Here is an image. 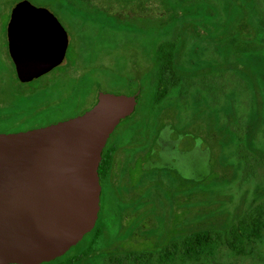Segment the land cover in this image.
Masks as SVG:
<instances>
[{
  "label": "rangeland",
  "instance_id": "374dc122",
  "mask_svg": "<svg viewBox=\"0 0 264 264\" xmlns=\"http://www.w3.org/2000/svg\"><path fill=\"white\" fill-rule=\"evenodd\" d=\"M19 1L0 0V22L7 20ZM27 1L49 9L62 22L97 24L106 48H110L112 28L116 29L117 58L102 52L101 66L95 71L99 92L137 97L134 112L108 138L107 146L117 150L112 160V177L116 178L104 185L111 193V203L102 205L103 229L89 264H264V235L239 255L220 246L212 256L189 261L177 252L188 233L226 228L254 205L264 206V53L240 52L229 42L244 39L238 25L246 23L256 33L250 40L264 43V0ZM144 25L150 59L155 58L161 42H175V68L191 80L180 93H169L158 104L153 102L152 73L147 82L141 65L131 68L126 62L132 55L126 51L125 40L134 36L133 58L141 64ZM4 71L0 100L9 103L21 87L13 82L8 69ZM63 83H67L64 78L56 81L54 94L38 96L39 122L59 116L48 111L54 102L63 100L51 101L50 97L61 93ZM91 94L85 93V107L94 103ZM69 97L63 106L66 111L77 103L75 97ZM2 113L0 109V117ZM158 124L176 130L178 139L189 135L190 150L205 152L206 159L182 163V171H177L193 183L181 181L179 176L176 181L166 171L142 170L140 162L136 163L133 155L146 151ZM238 139L240 154L236 152ZM122 159L116 169V162ZM123 181L137 193L130 202L119 195L118 185ZM125 208H138L140 215L125 214L120 219L115 214L111 219L114 210ZM86 240L80 241V247ZM75 252L68 250L66 257Z\"/></svg>",
  "mask_w": 264,
  "mask_h": 264
},
{
  "label": "water",
  "instance_id": "95a60500",
  "mask_svg": "<svg viewBox=\"0 0 264 264\" xmlns=\"http://www.w3.org/2000/svg\"><path fill=\"white\" fill-rule=\"evenodd\" d=\"M31 22L49 23L46 42L50 56L18 60L16 50L30 39L9 35L21 81L55 66L67 44L65 32L51 12L27 0L17 2L10 11L9 32L24 29L19 23ZM136 103L135 95L99 92L96 103L78 116L0 133V264L50 262L94 228L102 150L114 129L133 113ZM189 138H177L178 152L187 153L184 144Z\"/></svg>",
  "mask_w": 264,
  "mask_h": 264
},
{
  "label": "flooded vegetation",
  "instance_id": "af4514ba",
  "mask_svg": "<svg viewBox=\"0 0 264 264\" xmlns=\"http://www.w3.org/2000/svg\"><path fill=\"white\" fill-rule=\"evenodd\" d=\"M47 10L55 16L59 22V25L65 32L67 44L61 60L55 66L49 68L39 76L28 81H21L18 78L14 57L10 52L9 35H17L20 39H30V42L28 43L26 42L25 44H22L21 42L23 47L16 50V56L18 60L31 61L34 60V57L39 54L41 56L47 55L48 57L50 56V53H48V44L46 42V38L50 35V31L47 30V28H49V23H19L18 27L24 29L15 32H9L10 11L7 20L5 22H0V90L4 80L3 77H5L4 70L6 69H8L9 75L12 77L13 82L21 87L17 90L16 94L13 98H11L9 103L5 100H0V109L3 111L0 117V133H14L34 129L49 124H54L59 121H64L82 114L91 108L97 101L99 86H101V84L99 83L98 75L95 71L101 66L100 56L102 52H108L111 54V58H117L116 43L119 37L118 33L115 32L116 29L112 28V30L115 31L111 36L110 48H106V42L102 38V28L97 24L88 23V26H85V23L83 22H62L52 11L49 9ZM145 25L143 27V55L141 64H139L137 60L135 61L133 58V47L137 41L134 36L132 39L127 38L125 40L126 51L130 52L132 55L131 61L130 58H126V62H128V65L131 68H139L141 65V70L143 73L142 75L147 78L148 82L150 73H152V76H163L165 73L157 69L159 61L156 58H153L152 60L150 59V44L147 34L148 28ZM73 33L76 35L75 39L73 38ZM43 58L45 57H42V59ZM175 61L176 59L174 57V67ZM63 78L64 80H67L66 84L63 83L64 89L61 91V93L50 96L52 97L51 101L59 100L62 97L63 100L61 102H54L48 111L50 115L53 113H58L59 116L54 118L49 117V119L39 122L41 109H39L37 104L38 96L40 93L45 92L54 94L56 91V81ZM65 85H67V90ZM85 93L86 95H92L91 93L94 94V103L89 107H85L83 104V100L86 97ZM69 95L75 97L74 101H77V103L74 102V108L66 111L67 108H63V106L69 101ZM155 129L156 137L154 140H152L146 151L143 154L135 153L133 155L134 159L137 160L136 163L140 162L139 167L142 170L166 171L177 181V171H182V163L190 164L194 161H197L198 159H206L205 154H200L202 149H198V151L190 150V141H187L184 144V148L186 149L187 153L178 152L177 131L172 129L169 125L158 124V127H155ZM106 145H108V140L104 148ZM116 151L117 150L115 149L113 154H115ZM122 162L123 159L122 161H118V163L116 162V169H119L118 164ZM112 165L113 163L111 162L110 167L108 169H103V171H101V177L99 176L100 195L97 219L100 221L102 205L104 208L108 207L111 203V193L106 192L104 185L116 178V176L115 178L112 177L114 176V174L112 175ZM128 174V176H130V173ZM128 176H126L127 179ZM125 181L119 183L118 185L121 189L119 195L122 197L124 202H130L135 198L137 193H133V185H130L129 182L126 183ZM124 189L126 190L125 193H123ZM137 209L130 211L129 209L125 208L117 212L114 210L111 213V219L115 214H118L119 218L125 214H130L132 217L138 216L140 213Z\"/></svg>",
  "mask_w": 264,
  "mask_h": 264
},
{
  "label": "trees",
  "instance_id": "16d2710c",
  "mask_svg": "<svg viewBox=\"0 0 264 264\" xmlns=\"http://www.w3.org/2000/svg\"><path fill=\"white\" fill-rule=\"evenodd\" d=\"M238 29L244 39L240 41H229L236 50L247 53L258 51H261L260 54L264 53L263 42L259 43L254 40H250L256 38V33L252 30L251 26H248L246 23H240L238 25ZM244 30L246 32H244ZM251 30L253 31L252 33ZM175 49L176 43L169 40L166 42H161L155 50V58L159 61L157 69L165 73L163 76H154L155 92L153 95V102L155 104L160 103L169 93H172L176 90L178 93H180L181 88L191 84L190 78L183 76L173 65ZM127 118L128 117L125 119ZM237 132L238 129L235 131L236 135ZM114 150V147H108L107 145L105 148H103L101 160L97 170L98 176L101 177V171L110 167ZM241 150V140L238 139L236 152L240 154V152L242 153ZM178 176L179 175L177 174V177ZM178 178L181 181L193 183L192 179L181 176ZM100 223L101 221L97 219L94 228L89 233L84 235L82 239L87 237L84 246L80 247L81 242H78L75 246L69 249H75V251H78L75 252L74 255L66 257L68 253L67 251L61 257L42 264H51L56 261L58 262L57 264H89L93 258V251L101 238V232L103 228L101 227ZM263 235L264 206L262 204H258L254 205L226 228H206L188 233L180 240V245L177 246V252L189 261H194L195 259H200L205 256H212L216 248L220 246H225L228 248V250L233 252V254L239 255L244 253L248 246L260 241ZM127 254L128 257H130L131 252H128Z\"/></svg>",
  "mask_w": 264,
  "mask_h": 264
}]
</instances>
